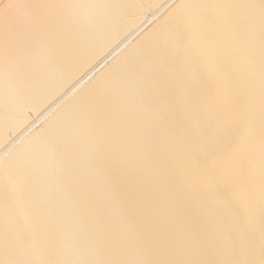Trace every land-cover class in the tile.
Here are the masks:
<instances>
[{
  "label": "bare ground",
  "instance_id": "1",
  "mask_svg": "<svg viewBox=\"0 0 264 264\" xmlns=\"http://www.w3.org/2000/svg\"><path fill=\"white\" fill-rule=\"evenodd\" d=\"M0 264H264V0H0Z\"/></svg>",
  "mask_w": 264,
  "mask_h": 264
},
{
  "label": "rangeland",
  "instance_id": "2",
  "mask_svg": "<svg viewBox=\"0 0 264 264\" xmlns=\"http://www.w3.org/2000/svg\"><path fill=\"white\" fill-rule=\"evenodd\" d=\"M147 17V16H146ZM141 26V27H140ZM145 26V22L139 21L134 27H132L129 31H127L126 33H124L123 37H121V39H119L116 43H114L112 46L109 47V52L107 53L106 56H99L94 63L91 65V73L88 74L87 76H85L86 74H81L78 79H77V84H75L74 87H72V90H67L64 92V95H61L60 100L57 102L58 98H55L54 101L48 103L47 105H52L54 104V107L51 108L48 112L43 114V110H46V106L42 109V111H40L37 114H32L31 117L28 119L27 123V131H33V129H37L41 122L39 121V116L41 115L43 117L49 115L58 105H60L61 102L65 101L67 98H69L73 93H76L77 91L81 90L89 81H91V79L93 78V76L100 71L103 67H105L106 65L112 63L114 61V59L117 57L116 54L121 50L124 49L125 47H127L130 43H132L134 41V39L139 35V31H141L143 29V27ZM139 32V33H138ZM139 56H125L124 60L126 61H137ZM80 81V82H78ZM70 87V89H71ZM36 127V128H34ZM25 132V134H26ZM19 134H17L16 136H18ZM15 136V137H16ZM24 136V135H23ZM23 136H20L17 140L19 141L20 139H23ZM14 137V138H15ZM21 142V140H20Z\"/></svg>",
  "mask_w": 264,
  "mask_h": 264
}]
</instances>
